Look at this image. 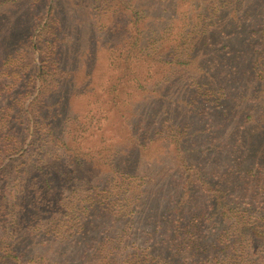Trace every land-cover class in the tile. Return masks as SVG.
I'll use <instances>...</instances> for the list:
<instances>
[{"label": "rangeland", "instance_id": "1", "mask_svg": "<svg viewBox=\"0 0 264 264\" xmlns=\"http://www.w3.org/2000/svg\"><path fill=\"white\" fill-rule=\"evenodd\" d=\"M145 1L156 59L124 70L109 5L0 0V264H224L215 206L197 255L177 248L193 227L174 218L196 224L203 181L222 186L226 173L229 199L264 206L263 87L251 100L264 85V0ZM197 14L210 18L203 71L178 69L174 33Z\"/></svg>", "mask_w": 264, "mask_h": 264}, {"label": "trees", "instance_id": "2", "mask_svg": "<svg viewBox=\"0 0 264 264\" xmlns=\"http://www.w3.org/2000/svg\"><path fill=\"white\" fill-rule=\"evenodd\" d=\"M221 1L223 4L227 0ZM100 2L103 7H105L104 5H109V8H113V12L120 13V21L117 22L116 17H111V21L109 23L110 31L114 34H117L122 43L120 45V51L116 55L114 51L112 52V59H115L116 62L119 61V65L125 66V68L123 67L124 70L128 69L132 64H135L139 61L147 63L146 68L153 66V62L156 59L155 55L153 56V54L157 49L156 44L158 39L151 37V41L147 40V42H145L143 41V38L146 32H149L148 21H155L158 19L153 18L151 15L152 10H147L145 8L146 1L96 0V3H98L99 6H101L99 4ZM169 2L176 8L179 2L182 3V0H168V3ZM238 7L240 6L235 5L234 7H231V10H229V15L232 19H236L238 15ZM160 10L166 12L172 11L168 9ZM172 13V16L167 21V26L175 23L176 13L174 11H172ZM163 18L164 16L159 17V20H162ZM206 19L210 18H201L200 14L194 15L193 19H188V21L182 25L180 30L174 33L175 44L174 48H172L173 57L171 61H175L177 64L175 67H178V69L187 68L188 70H195V72H198L199 70L203 71V69H201V59L203 57L202 51H204L203 47L205 45L211 44L209 39L203 40V38L200 37V34L203 31L208 33L204 29L206 26ZM214 52L215 51H213V53ZM216 57H218V55ZM220 59L224 61L222 56ZM160 67L163 68L164 66ZM143 71L147 72L145 69H143ZM262 71L264 72V67L260 73ZM165 72L167 73L168 69H165ZM131 73L132 72H130V74ZM207 73L208 70H206L205 74ZM261 79L264 81V74L261 75ZM140 87H144V84L141 80H139V88ZM262 87L264 89L263 83H261L259 87L253 91L254 96H252L253 98H251V100L254 101L262 98L261 95L258 94L262 91ZM259 111L260 114L256 118L254 124V131H260V133L264 135V106ZM27 112L30 111L27 110ZM252 117V115H249L246 118L248 120ZM43 123V121L34 120L29 126L33 127L34 124V130L36 131V125H44ZM8 151L9 150H6V152ZM263 153L264 150L260 152V154ZM241 158L238 156L239 163L242 162ZM0 171L3 173L6 172L7 169H2ZM226 176H228V173L221 176L220 181L222 186L218 184L210 185L203 181L202 185L206 187H203V189L206 195L209 193L208 202H210L211 206L209 204V212H207V214H203L196 224L191 223V220L186 222V220L181 216L174 218L175 230L187 227L189 225L193 227L192 230L183 234L182 241L179 242V244L177 243L176 246L177 248H182V244H184L186 248L192 249L189 250L192 255H197L200 247L204 251L203 245L197 241V235L201 234V227L205 226L208 228L211 226V224H207V222L209 220L211 210L215 206L218 209V211L215 212V218L217 225L220 224V227L218 226V228H221V233L218 238L222 252L220 257L221 259L225 260L224 264H264V206L261 209L259 204L253 202L229 199L226 195L231 188H225L224 186V179ZM244 179L248 178L244 177ZM44 182L47 184L51 183L46 178H44ZM187 182L188 177L186 179V183ZM259 189L264 191V185H262V183ZM181 196V202L185 203L184 198L187 196V192L183 191ZM180 208L181 205L179 204V207L176 209V211H180ZM176 213L177 212H175V214ZM175 233L180 234L178 232ZM198 244L199 248L197 247ZM195 247L198 248V251L195 250Z\"/></svg>", "mask_w": 264, "mask_h": 264}]
</instances>
